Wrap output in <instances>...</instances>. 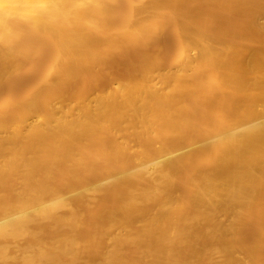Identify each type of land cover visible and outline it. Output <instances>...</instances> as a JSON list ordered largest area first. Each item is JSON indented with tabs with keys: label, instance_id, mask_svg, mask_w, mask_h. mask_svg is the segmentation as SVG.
Instances as JSON below:
<instances>
[{
	"label": "bare ground",
	"instance_id": "bare-ground-1",
	"mask_svg": "<svg viewBox=\"0 0 264 264\" xmlns=\"http://www.w3.org/2000/svg\"><path fill=\"white\" fill-rule=\"evenodd\" d=\"M261 12L262 0H0V82L50 49L24 93L0 98L13 112L0 117V264H264ZM138 47L98 88L94 66ZM82 73L70 107L50 97L32 112Z\"/></svg>",
	"mask_w": 264,
	"mask_h": 264
},
{
	"label": "rangeland",
	"instance_id": "rangeland-1",
	"mask_svg": "<svg viewBox=\"0 0 264 264\" xmlns=\"http://www.w3.org/2000/svg\"><path fill=\"white\" fill-rule=\"evenodd\" d=\"M260 20L264 21V0H262V12L260 13ZM167 30H169V29L167 28L166 30L163 31L165 34H167L166 36L163 35L164 34L163 32L160 35L158 45H159V51H160V48L163 51V53L161 51L159 52L160 53V55H159L160 60L161 61L163 60V62H161V63H165L166 65L167 64L169 65V63L172 60L174 51H175V38H174L173 34H171V36H170V30H169L168 33H166ZM44 47H45L44 50H47L49 52L46 53V51L40 50V51H42V52L39 51L40 54L37 53V54H35L36 56L33 55V57H35V59L33 57H32L33 59L32 58L28 59V58L24 57V59L22 61V63L23 62L24 63L21 65L23 68L20 67L19 71L17 73H15L14 76H12L11 78L9 77V79H6V80L0 82V98H1V96L4 97V96H7L9 94H12V95L14 94L15 96L16 95L20 96L22 94L21 91L24 90L23 91V93H24L29 88V86L31 85V82H33L35 80V78H36V75H37L36 72L42 70L47 65V61H48V58L50 56V49L48 48L47 45H44ZM143 51H144L143 48L138 47L137 50L135 49L134 51H131L127 57H120V58L118 57V64H115L116 66L112 65L113 67L109 66V67L101 68L100 66L95 65L94 66L95 67L94 71H97L98 73H100L99 82H101V83H99V87L98 88L103 89V88L109 87L110 84H111L110 76H112V75L115 76V77L123 76L125 74L124 73V68L125 67H124L123 63H125V65H126L127 62L130 61L131 58H132L131 60H133L134 57H135V59H137L138 52H139V55H140L141 52H143ZM48 53H49V55H47ZM131 56H133V57H131ZM36 57H37L38 60L36 59ZM121 58H124L125 61H127V62H125L124 59H121ZM29 60L30 61L32 60V61L30 62ZM160 67L161 68L162 67L166 68V66L164 64H163V66L161 64ZM32 71H33L34 74L31 73ZM110 74H112V75H110ZM83 76L85 77L86 75L82 73V75H80V74L77 75L74 79H72L70 82L66 83L65 85H53V86L49 87V89H47V91L38 98L37 103L34 106L32 112L34 114H36L37 112H39V113L42 112L43 105H42L41 101L44 100L45 98H50V97L51 98L58 97V99L61 101V104L67 105L68 107H70L72 105L71 103L73 102V99H75V97H77V95H79L81 93V90L83 91V89H85L87 87V82L85 81L87 79H85ZM96 89H94V87L91 88V89H88L86 91L87 93H85V94L91 95V94H93L95 92ZM15 91H16V93H21V94H15L14 93ZM9 114L10 115L12 114V117H13V112L11 113V111H10V113L9 112H7L5 114L1 113L0 117L4 116V117H6V118L8 117L10 119L12 117L8 116ZM133 144H135V143H133ZM99 165H101L99 167V168H101V170L107 168V166H111V164H109V163H107L105 161H103L102 163L100 162ZM55 176H56L55 177L56 181L62 179V177H63L60 174H59V176H61V178L58 176V174H56ZM103 176L104 175H102L101 173H98L95 176H93L91 179H89V183L92 184V185H95V184L99 183V180ZM11 178H12V180H11ZM63 179H64V177H63ZM5 182L8 183V185H6ZM15 182H17V183L15 184ZM17 184H18V180H17V178L15 176L14 177L11 176V177H8L7 179H5L4 185H3V189L5 190V193H7L6 194V196H8L7 199L12 200V197L9 198L10 196H12L11 193H10L11 192L10 190H11L13 185L15 186ZM64 186H66L65 187L66 189H64ZM61 189L64 190V193L61 190V192L63 194H65V193L68 194V192L72 193L71 192V188H70V186L68 184H64V185L62 184ZM66 194H65V196H70L71 195V194H68V195H66ZM85 220H86V222L89 221L88 214L85 215ZM253 220L251 221V223L249 225V228L250 227L251 228L249 229V233H248L249 234L248 236H249L251 241L254 239V236H255V233H256V230H254V229L258 226L257 225L258 224L257 220H254V221ZM253 225L254 226L257 225V226L254 227ZM84 230L86 231V229H84ZM254 231H255V233H254ZM255 246L257 247L259 245H253V247H252L253 252H254V250L255 251H258V249H260V250L258 252H254V253H259L261 251V249L264 250V245H260L258 247V249H256ZM263 253H264V251H263ZM263 253H261V254H263Z\"/></svg>",
	"mask_w": 264,
	"mask_h": 264
}]
</instances>
